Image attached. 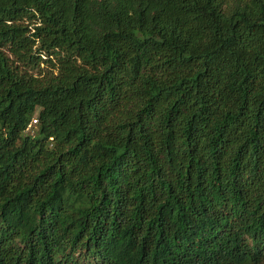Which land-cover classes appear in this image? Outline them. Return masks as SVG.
Masks as SVG:
<instances>
[{
    "label": "trees",
    "instance_id": "trees-1",
    "mask_svg": "<svg viewBox=\"0 0 264 264\" xmlns=\"http://www.w3.org/2000/svg\"><path fill=\"white\" fill-rule=\"evenodd\" d=\"M0 264H264V0H0Z\"/></svg>",
    "mask_w": 264,
    "mask_h": 264
},
{
    "label": "rangeland",
    "instance_id": "rangeland-1",
    "mask_svg": "<svg viewBox=\"0 0 264 264\" xmlns=\"http://www.w3.org/2000/svg\"><path fill=\"white\" fill-rule=\"evenodd\" d=\"M40 66H41V69H43V70H46L45 69V64H40ZM35 74L37 73V72H34ZM33 124H34V122H32ZM35 126L33 125L30 129H29V132H35Z\"/></svg>",
    "mask_w": 264,
    "mask_h": 264
}]
</instances>
